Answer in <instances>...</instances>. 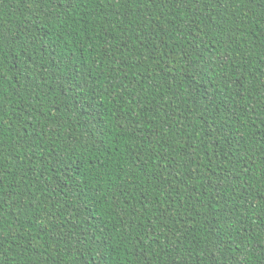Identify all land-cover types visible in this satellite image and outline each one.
<instances>
[{
    "label": "trees",
    "instance_id": "obj_1",
    "mask_svg": "<svg viewBox=\"0 0 264 264\" xmlns=\"http://www.w3.org/2000/svg\"><path fill=\"white\" fill-rule=\"evenodd\" d=\"M157 4L60 5L53 11L78 30L65 44L50 13L0 0V27L40 45L0 53L3 264H81L46 233L21 251L37 236L29 227L37 202L86 238L87 264H170L177 245L185 255L188 247V264H208V239L234 247L241 224L253 242L240 240L237 257L264 264L247 259L264 234V5H204L193 23L185 13L198 9ZM205 44L190 66L187 54ZM17 193L35 199L22 204Z\"/></svg>",
    "mask_w": 264,
    "mask_h": 264
},
{
    "label": "snow or ice",
    "instance_id": "obj_2",
    "mask_svg": "<svg viewBox=\"0 0 264 264\" xmlns=\"http://www.w3.org/2000/svg\"><path fill=\"white\" fill-rule=\"evenodd\" d=\"M144 2L146 3L147 8L151 7H159L157 4V0H57V2H53V0H28V6L29 8H32L33 5L35 6V12H37L40 16H48V14H51L52 22L56 23L57 28H59L60 32L63 33L64 40L63 42L65 44H70L73 42L74 36L73 34L77 32L78 30L71 24L68 23L67 20L61 19L57 12H54L53 9L60 8V5H66L68 7H78L81 9H84L85 5H87L89 8H91L92 12H95L98 7H113L115 6L117 9H120L122 7H129L130 4L134 3L136 4L137 8H139L140 3ZM165 3H169L173 6V10L176 12L184 11L188 8L198 9L199 12H192L191 14H187L188 20L194 21V17L201 14L203 12V6L213 4L218 7H222L225 10L229 7L234 6L235 4H261L264 5V0H163ZM211 11V9L209 10ZM261 12H264V7L261 8ZM118 14V13H117ZM65 15H67V12H65ZM151 13L149 11H145L143 13V17L150 16ZM142 17V19H143ZM210 20L212 19L211 15L208 17ZM89 19L91 17L89 16ZM179 19L181 21L184 20V16H179ZM67 25L66 28H63L61 26ZM25 30H27V24L25 23ZM81 35H85V33H81ZM197 39H199V35H197ZM80 42L82 43L83 40L81 39ZM46 43V41L44 42ZM203 43V42H202ZM36 46L37 49H39L40 45L37 43V40L35 36L32 33H28V35L25 37L24 40H18V33L16 30H6L3 27H0V53L4 52L5 48L11 49L13 46H16L17 48H20L21 50L27 49L31 46ZM207 46L205 44V47L203 49L198 47H193L192 51L188 53L191 60L190 66H195V62L199 59H201L202 55L206 54ZM204 63H207L205 61ZM201 74H203V67L200 68ZM5 69L3 67V58L0 56V99L4 98V80H5ZM19 79V77H17ZM39 87V85H36ZM31 87V84L29 85ZM115 91V89H113ZM2 119V117H0ZM58 127V125H57ZM2 131V130H0ZM49 131L53 133V135H58L56 133L55 128H50ZM3 139L0 137V155H2V147H3ZM76 146V141L73 140L71 147ZM67 150V149H65ZM232 179H235V175L231 177ZM49 183H51L49 179ZM4 189L0 187V205H2L3 199H4ZM262 199H264V193H261ZM16 198L23 204L25 201L27 203H32L35 197H29L28 193H25L23 196H20L19 193H17ZM51 198V197H49ZM183 206V205H182ZM37 208L39 211H34L31 214L32 223L29 225L30 228H32L34 231L38 230L37 236L32 237L28 241V245L25 248H22L21 251L24 252L27 250V247H32V239H36L37 237L39 239H43V236L40 235V233H46L49 237V239L53 243H60L64 246L65 249L71 248L72 255L80 256L81 257V264H87V261L83 259V253L80 251L81 246L86 245V238L82 241L80 237L76 235L75 232H73L71 229L65 231L63 228L64 221L60 220V224L56 225L55 221L58 219L59 214L56 212L48 211L44 208L43 205L39 204L37 202ZM207 211V208L204 209ZM197 211H200V209H197ZM261 211H264V204L261 205ZM17 216H19V209H17ZM155 215V214H153ZM217 214L213 213L211 222L209 223V229H213V226L216 223L215 216ZM231 211H229L225 216L224 220L231 226L233 221L230 219L231 217ZM0 219L3 220L4 223H7L6 218L3 216L2 207H0ZM239 221V217H237V222ZM261 224H264V220H261ZM49 225H52L57 228L56 232H53ZM11 227V225H9ZM244 227L243 224L240 225V227L236 228L235 231L237 233V236L239 237V240H237L234 244V247L232 245H226L224 241H222L219 236L217 235L215 239H208L207 241V247L201 248V251L207 252V260L208 264H218V254L219 259H223L224 264H244V257L243 255L238 258L236 253L244 247L240 240L247 241L248 245L252 244V236L249 235L246 232H242L241 229ZM214 233L210 231V236ZM8 235L2 227H0V264H3L4 256H3V250H4V238ZM23 235V233H22ZM82 235V233H81ZM98 240L99 237H96ZM258 243L260 247L256 250V252L249 254L247 256V259H252V255H255L257 259L264 257V234H262L258 240ZM181 245H177L175 252L176 255L173 256L171 252L166 253L169 257H171L170 264H188L189 259L191 258V253L188 250V247H183V252L187 253L182 254L181 253ZM7 251H12L11 246L8 247ZM35 255L38 257L39 252L35 253ZM148 255H151L149 253ZM176 257H180V260L178 261ZM131 259V257H129ZM31 259V257H29ZM95 259V257H93ZM33 264H39V260L33 262ZM139 264H144V259L141 257L139 259ZM196 264H199V260H197Z\"/></svg>",
    "mask_w": 264,
    "mask_h": 264
}]
</instances>
